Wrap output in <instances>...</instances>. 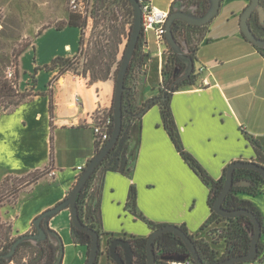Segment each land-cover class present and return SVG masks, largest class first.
<instances>
[{
  "label": "crops",
  "instance_id": "crops-1",
  "mask_svg": "<svg viewBox=\"0 0 264 264\" xmlns=\"http://www.w3.org/2000/svg\"><path fill=\"white\" fill-rule=\"evenodd\" d=\"M152 1L159 8L171 9L175 0ZM247 5V0L222 1L220 12L208 23L196 53V68L206 69L196 76L193 84H184L171 98L185 148L216 180L233 161L241 159L264 164V153L260 156L246 137V133L254 137L264 148V53L242 33L240 20ZM81 36L79 26H65L60 30L49 26L20 55V82L23 57L31 56V63L28 80L22 87L19 82V89H32L35 95L14 112L29 104H40L39 108L31 110L29 123L41 121L47 127L42 144L37 142L34 133L19 142L20 150H12L7 155L1 144L4 152L1 150L0 157L2 161L8 159L6 165L9 167L3 179L47 167H51L54 174H47L21 190L9 215L2 217L11 223L13 237L34 232V219L69 196L78 179L77 166L87 163L96 154L94 115L100 108L108 110L113 104L114 77L91 82L89 76L71 71L63 74L58 69L36 71L37 66L58 55L75 56ZM145 51L148 55L142 68L146 72L157 52H153L150 42ZM162 68L160 58V65L157 64L153 71L149 69L145 81L138 85L140 104L159 94ZM204 77L209 78L211 85H202ZM50 97L54 108L52 118ZM135 145L136 137H133L131 146ZM132 184L137 190L139 213L155 223L185 225L191 234L211 241L209 232L215 223L203 228L212 214L208 201L210 188L182 158L163 126L159 106L154 105L142 117L140 145L131 174L106 173L101 201L104 234L101 235L100 255V259L105 260L99 259L98 264H115L107 253L109 237H148L152 233L148 223L126 206ZM27 190L32 198L43 197L39 207L31 215L11 213L21 193ZM238 195L251 200L261 211L264 221V193ZM48 224L63 240L62 264H86V246L75 243L72 238L70 210L64 209L61 215L50 217ZM260 244L258 257L241 264H264V233ZM213 247L221 256L226 242L220 239Z\"/></svg>",
  "mask_w": 264,
  "mask_h": 264
},
{
  "label": "trees",
  "instance_id": "trees-1",
  "mask_svg": "<svg viewBox=\"0 0 264 264\" xmlns=\"http://www.w3.org/2000/svg\"><path fill=\"white\" fill-rule=\"evenodd\" d=\"M101 3L110 1L107 7V14L103 15L104 21L100 23L99 19L96 20L94 27L100 23L101 29L99 30V36L94 42V48L92 52H87L84 55V29L87 26L85 19L76 13H70L67 21L55 24V28L60 30L65 26H79L82 28V36L80 39V48L78 53L73 57H66L58 55L54 57L50 62L45 63L42 66H37L36 71L39 69L55 70L58 69L60 74L71 71L74 74L82 75L84 77L89 76L91 82H97L100 80H106L110 77L116 79L121 59L119 54L121 51V44L123 42V36L125 31L126 22L122 21L121 10L131 16L129 23V32L127 38L131 35V30L134 22L133 7L128 0H99ZM181 1V8H188L193 6L194 12L197 15H203L206 13L210 6L209 0H175L173 5H177ZM224 1V0H222ZM250 1V0H249ZM264 1V0H262ZM172 5V6H173ZM172 9V7H171ZM116 12L119 16L116 15ZM101 16V14H100ZM255 19L254 24L252 21ZM251 26L259 25L258 17L253 14L250 19ZM187 25L196 27L200 30L198 40L195 45H192V34L188 30ZM208 24L205 25H193L182 20H175L173 23V33L177 38L181 28L186 29V47L190 58L196 60V53L199 48V44L202 41L205 29ZM44 26L40 29L37 35L49 27ZM129 40V39H128ZM167 49L172 53L171 66L169 70L166 67L162 68L163 80L160 86L159 94L153 96L150 99L145 100L141 104L135 103V88L129 83L132 72L137 68H142L146 62L148 53L145 51V39L143 32L141 33L136 52L129 65L128 73L126 76V89L123 95V127L115 146L110 150L106 157L101 161L95 172L90 179L84 185L83 189L77 197V207L81 220L91 228L97 230L100 235L103 233V221L101 211V201L103 196L104 179L108 171H117L125 175H130L134 169V161L136 159L139 145L140 134L142 127L143 115L154 105H158L161 111L163 126L167 130L170 138L172 139L176 149L185 160V162L196 172L201 180L209 186V205L211 209L213 204L219 196L226 177L227 168L224 171L223 176L220 179L212 178L209 173L202 167L198 160L185 148L180 131L176 124L172 107L171 98L173 93L178 90L184 84H193L195 78L198 75L197 68L194 66L190 74H184L185 66L183 59L168 43H166ZM256 46V45H255ZM126 47V46H125ZM261 52L264 53V48L256 46ZM24 49L20 51V56ZM125 48L123 49V52ZM167 76L165 85L163 84L164 77ZM34 78V77H33ZM20 68L19 62L16 68L15 75L12 79L6 77V74L0 72V112L10 113L13 112L16 107L32 98L35 93L32 89L20 91ZM114 100V99H113ZM53 100L50 97L49 111L51 118L53 117ZM97 112L95 115H98ZM107 116H111L114 119L113 104L106 112ZM114 124L110 127V136L113 131ZM136 137V145L131 146L132 138ZM246 137L254 145L257 153L261 156L264 153V148L261 143L252 136L246 133ZM109 140V139H108ZM107 140V141H108ZM106 141V142H107ZM106 142L96 140L95 151L98 153ZM88 163V162H87ZM52 165V162L50 163ZM264 165V164H263ZM51 167H47L43 170H37L31 172L24 177L15 176L14 178L23 179L26 176L29 177L25 180L24 184L11 189L15 202L19 196L21 190L27 186L36 183L41 177L48 174ZM12 176V175H11ZM11 176H6L2 182L4 183ZM79 179V176H78ZM77 179V181H78ZM235 184L232 187L230 193L227 195L224 201V207L228 209L248 208L254 211L263 223L264 233V221L261 211L254 203L249 199H242L239 197V193H248L250 195H257L260 192L264 193V178L262 174L254 169L250 168H237L234 172ZM240 181H247V183H239ZM126 206L135 214L148 223L152 231L164 226L166 224L155 223L146 218L142 213L137 210V190L135 185H131L128 193V200ZM224 222L225 225L221 228L214 230L212 235V229L219 223ZM47 223V219L45 221ZM215 223V226L210 230L209 235L211 241L204 238L197 237L188 231L185 225L181 227L192 237L197 247L198 254L204 264H215L216 262L226 259L235 255H242L249 251L252 234L254 232V222L247 215H240L237 217H224L217 214L212 210V214L208 220L204 223L203 228L209 224ZM35 230V228H34ZM48 232V238L44 240L27 239L22 241L16 248V252L10 256L0 259V264H10L15 260L18 255L19 249L22 246H31L35 249L34 255H32L26 263L23 264H62L64 257V244L60 234L49 226L46 227ZM218 231V232H217ZM217 232V234H216ZM12 225L10 222L4 221L0 217V254L7 253L11 250L15 239L12 237ZM72 238L75 243L86 246L87 255L90 253V244L92 238L89 233L78 229L72 223ZM125 238L129 241L133 252L134 259L133 264H146L147 262V238L148 237H118ZM113 236L109 237V242L114 240ZM220 239H224L226 242V250L221 256H218V251L213 247V244L217 243ZM260 249L261 244H260ZM155 250L157 254V260L155 264H173L175 260L169 258L172 255H188L189 250L182 238L177 236L174 232H165L158 236L155 240ZM118 255H124V249L121 246L116 248ZM88 260V258H87ZM86 260V262H87ZM186 260H192L190 256ZM177 262V261H176ZM195 262V261H194ZM236 263V264H241ZM19 264V263H18ZM98 264V263H97Z\"/></svg>",
  "mask_w": 264,
  "mask_h": 264
},
{
  "label": "water",
  "instance_id": "water-1",
  "mask_svg": "<svg viewBox=\"0 0 264 264\" xmlns=\"http://www.w3.org/2000/svg\"><path fill=\"white\" fill-rule=\"evenodd\" d=\"M121 1V0H119ZM130 1L133 12H134V22L131 30V35L126 44L125 51L119 65L118 73L115 79V92L113 100V114H114V126L112 134L109 140L104 144L98 153L92 157L85 170L79 176L78 181L72 188L69 196L64 200L60 201L54 207L46 209L40 213L33 221L35 231L31 233H25L18 236L9 252L0 254V259L5 257H10L16 252L17 246L24 240L27 239H37L44 240L48 238V232L46 227L49 226L48 220L50 217L57 215L60 211L64 209H69L71 214L72 223L80 230H83L90 234L92 241L90 244V253L87 255L86 264H97L99 257L101 255V235L94 228L86 225L80 218L78 207H77V197L84 185L90 179L92 174L95 172L101 161L106 157L110 150L115 146L120 136L123 127V95L126 89V76L128 73L129 65L132 58L136 52L137 45L142 33V7L141 0H128ZM210 6L205 14L203 15H189L187 10L193 8L189 6L188 8L181 9H170V15L166 23V40L168 44L179 53L180 57L187 60V71L186 75L190 74L195 66V60L192 58H186L182 52V49L173 33V23L175 20H183L187 23L193 25H205L210 23L214 17L219 13L222 6V0H209ZM255 11L259 12L261 17V22H264V5H262L261 0H250L247 7L244 9L241 15L240 25L241 30L246 39L252 42L254 45L264 48V38L258 37L250 23V19ZM237 168H250L259 171L264 178V165L256 161H246V160H236L231 162L226 171V177L224 180L223 188L213 204L212 210L217 214L224 217H237L240 215L249 216L254 222L255 228L252 234L251 245L249 251L242 255H235L222 259L215 264H236L244 261H252L258 257L260 251V240L263 235V223L257 214L245 207L238 209H228L224 207V201L227 195L230 193L232 187L235 184L234 172ZM239 183H247V181H240ZM47 219V223H45ZM174 232L177 236L181 237L185 245L189 250L188 255H172L169 258L181 262L188 259L190 256L196 262V264H204L198 254L197 247L195 245L192 237L180 226L176 224H166L161 226L148 236L147 238V262L146 264H155L157 260V254L155 250V240L158 236L165 232ZM121 246L124 249V255L120 256L116 252V248ZM107 253L109 257L114 261L115 264H133L134 252L129 243L125 238H115L108 244Z\"/></svg>",
  "mask_w": 264,
  "mask_h": 264
},
{
  "label": "rangeland",
  "instance_id": "rangeland-1",
  "mask_svg": "<svg viewBox=\"0 0 264 264\" xmlns=\"http://www.w3.org/2000/svg\"><path fill=\"white\" fill-rule=\"evenodd\" d=\"M91 5L92 18L85 19L87 26L84 29V55L87 52H92L94 48V42L99 36V30L101 29L100 23H103V15L107 14V7L110 4V1H106L105 3H101L99 0H89ZM249 3V0H247ZM181 1L177 3V7L180 8ZM236 5V4H235ZM121 10V11H120ZM122 14V21L126 22L125 25V33L123 36V42L121 44V51L119 54V59L123 56V49L125 48L128 39L127 35L130 30L129 21L131 20V16L124 12V9H119ZM220 12V11H219ZM243 12V11H242ZM71 10V0H0V72L6 74L7 71H12L15 75L16 68L19 62L20 68V51L27 48L28 45L34 40L37 36V33L44 26H54L60 22L67 21ZM189 15H195L194 8H189L187 10ZM101 14V16H100ZM116 15L119 16L116 12ZM99 19L100 23L94 27L96 20ZM255 19L252 21L254 24ZM188 30L192 34V45H195L200 30L196 27L187 25ZM150 43L153 48V52H157L155 56H153V61L151 62V66L145 71L143 68H137L132 72V76L130 77L129 83L134 86L135 90V103L139 104V84L140 82L145 81V77H147V72L149 69L153 71L157 64L160 65V58L163 62V67H166V70H169L171 66L172 53L170 50L166 49L163 52V55L160 56L158 54L157 45L154 42V37L152 33H149ZM63 37H61L60 41ZM31 56L25 55L22 59V68H21V82L20 86H25L28 76H29V68ZM199 68V67H198ZM35 81V79L33 78ZM167 81V76L164 77L163 84L165 85ZM35 107H40V104H29L24 108L17 110L16 112L10 113H1L3 116L0 117V155L4 152L2 150V145L4 144V149L7 152H4V155L10 154L12 150H20V141L23 138H27V135L30 133H34L37 135V142L41 144L44 141V132L46 130L47 125L44 122L38 121L36 123L30 124L29 120L31 119V110ZM27 120L26 124H24V120ZM3 152H2V151ZM8 160V159H7ZM6 161H2L0 157V217L2 219L3 216L9 215L8 212L11 210L12 206L15 204V197L12 194L13 186L18 187L24 184L25 180L29 177H25L23 179L14 178L15 176H11L5 181L2 182L4 174L7 172ZM25 176V175H24ZM19 176V177H24ZM26 189V188H25ZM41 198H32L30 193L27 191H23L18 200L17 206L12 209L11 213L19 214V215H31L36 209L39 207V202L42 200ZM63 210L58 214L61 215ZM3 220V219H2ZM5 221V220H4ZM8 222V221H7ZM225 225L224 222L219 223L212 230V235H214V230L221 228ZM217 228V229H216ZM218 232V231H217ZM216 232V234H217ZM12 235V234H11ZM13 237V236H12ZM16 238V237H14ZM64 244V243H63ZM35 249L31 246H22L19 249L18 255L13 262L10 264H23L26 263L29 258L34 255ZM100 259V257H99ZM101 262H104L105 258L100 259Z\"/></svg>",
  "mask_w": 264,
  "mask_h": 264
},
{
  "label": "built area",
  "instance_id": "built-area-1",
  "mask_svg": "<svg viewBox=\"0 0 264 264\" xmlns=\"http://www.w3.org/2000/svg\"><path fill=\"white\" fill-rule=\"evenodd\" d=\"M142 7V32L145 39V47L148 48V43L150 42L149 33L153 34L154 42L158 48V54L163 55V52L167 49L166 43V23L170 15V9H163L156 6L152 0H141ZM71 10L73 13L80 15L83 19H91V5L89 0H71ZM205 67H197V73L200 75L204 72ZM6 77L12 79L14 74L12 71L6 72ZM203 86L211 85L208 77L202 79ZM108 110L99 109L98 115H94L93 130L96 134L98 140L106 142L110 138V127L112 123L114 124V119L111 116H107L106 112ZM87 163L77 166L78 176L85 170ZM49 175L54 174V170L50 169ZM196 264L192 260H184L181 262H173V264Z\"/></svg>",
  "mask_w": 264,
  "mask_h": 264
},
{
  "label": "flooded vegetation",
  "instance_id": "flooded-vegetation-1",
  "mask_svg": "<svg viewBox=\"0 0 264 264\" xmlns=\"http://www.w3.org/2000/svg\"><path fill=\"white\" fill-rule=\"evenodd\" d=\"M261 3H262V5H264V1L261 0ZM172 9L173 10H176V9H180V8H178L176 5H173L172 6ZM253 14H255L258 17L259 25L254 26L252 28H253L255 34L258 37H263L264 38V22H261V17L259 15V12L258 11H255ZM186 37H187L186 29L185 28H181L180 31H179V33L177 34V38L176 39H177V41H178V43H179V45H180V47L182 49V52L185 55V57L186 58L187 57L190 58L189 53L187 52L188 51L187 50V47H186ZM183 62L186 64V65H184L185 66V70H184L185 73L184 74H186V71H187V60L186 59H183Z\"/></svg>",
  "mask_w": 264,
  "mask_h": 264
}]
</instances>
